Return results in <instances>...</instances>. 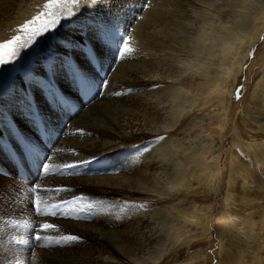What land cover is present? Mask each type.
<instances>
[{
    "label": "bare ground",
    "instance_id": "6f19581e",
    "mask_svg": "<svg viewBox=\"0 0 264 264\" xmlns=\"http://www.w3.org/2000/svg\"><path fill=\"white\" fill-rule=\"evenodd\" d=\"M26 1L2 0L0 23L5 21L11 8L15 15L21 13ZM133 3L134 0L118 2L113 12L116 23L124 22L127 27L128 22L131 26L135 23L133 17L140 12L141 4ZM147 5L141 19L132 26L128 51L114 53L121 64L144 66V76L112 82L114 92L104 99L116 105V109L102 125H92L90 117L85 121L78 115L82 105L68 111L60 129L54 131L57 149L51 157L61 158L63 166L77 161L91 164L90 159L100 154L93 153L90 147L99 146L113 153L119 150L120 142L142 143L151 139L153 142L154 138L165 137L142 160H134L136 156L127 152L123 155L125 161L114 172L109 165H98V170L90 168L82 177L85 184L100 177L107 182L100 185V194H123L129 201L145 204L148 210L136 214L131 211V205H115L110 201L95 222H72L60 228L68 233L66 236L80 239L68 240V246L63 244L69 248L51 250L71 258L73 264H177L182 250L191 241L209 233L210 209L190 202L199 201L197 190L207 189L212 183V187H220L217 195L223 196L220 185H226L229 191H225V202L236 206L239 195L233 197L231 192L233 189L239 192L236 175L245 181V193L240 196L244 207L234 232L231 234L229 225L222 232L219 244L222 262L264 264V208L250 211L258 207L251 192H257L260 198L259 192H264V142H259L264 138V68L260 79L263 94L258 104L263 112L254 107L245 110L246 127L260 134L251 135L250 140L241 143L238 139L241 131L231 129L230 158L222 142L215 148L213 139L206 137L203 130L197 131L202 125L196 122L184 129L187 134L194 133V137L191 134L180 137L186 117L197 118L196 111L209 105L217 109L212 125L216 124L221 134L229 130L231 106L228 110L225 94L229 88L236 87L240 67L264 30V0H149ZM120 37L117 33L115 50L120 46ZM176 83L180 86H175ZM216 101H220L221 108ZM210 120L201 118V122L210 123ZM65 125L69 128L65 129ZM232 130L239 132L233 134ZM60 139H63L61 146ZM6 143L10 142L6 140ZM70 151L73 153L64 154ZM50 162L55 167L54 160ZM69 174L73 176L81 171L71 169ZM71 180L74 179L59 182L74 186L76 182ZM248 181L257 184L258 191L256 186L247 185ZM189 232L192 235L187 239ZM201 258L203 250L200 249L183 259L182 264H194Z\"/></svg>",
    "mask_w": 264,
    "mask_h": 264
},
{
    "label": "rangeland",
    "instance_id": "374dc122",
    "mask_svg": "<svg viewBox=\"0 0 264 264\" xmlns=\"http://www.w3.org/2000/svg\"><path fill=\"white\" fill-rule=\"evenodd\" d=\"M122 1L124 0H95V3H93V0H56L60 7L46 8L45 5L49 4L51 0H27L24 2L21 13L15 15L14 10L11 8L5 16V21L0 23V44L13 39L15 36H20L22 42L29 41L24 47H16V58L9 59L5 55L4 58L9 62L0 64V220H12L19 225L13 227L12 224L0 222V264L72 263L71 258L58 255L52 251L69 248L63 246V244L66 246L70 244L68 240L62 239L68 233L64 229L60 230V228H65L72 222L81 224L95 222L97 216L101 215L100 212L104 210V206H107L110 201L115 205L127 206L129 204L131 205V211L133 210L136 214L143 209L148 210L145 204L136 200L129 201L123 194L118 196L116 194L110 196L100 194L98 192L100 185L107 184L100 177L92 180L90 184H85L82 181L85 179L82 177H84L86 170H90V168L98 170V165H109L113 168L112 172H114V168L125 161L123 155L127 152L136 156V158H133L134 160H142L149 150L160 143V141L157 143L156 138L153 139V142L152 139L142 143L135 141L120 142L119 150L113 153L105 152L99 146L90 147L89 149L93 153L100 154V156L90 159L91 164H83L78 167L81 174H73V176L69 174L71 169L64 168L61 158L58 156L51 157L52 152L57 149V144H54V131L60 129L68 111L70 112L74 107L82 105V110L78 115L84 117L85 121L87 117H90L92 125H102L106 118L114 115L116 109V105L109 104L104 99L114 92L112 82L132 80L136 75L144 76V66L130 63L121 64L119 63L120 60H116L114 53L116 51L117 33L121 34V37L126 39L127 42H130L129 46H131L130 33L132 26L137 20L141 19L140 15L148 6L149 0H134L133 5L138 6V4H141L140 7L143 9L138 8L140 12L133 17L135 23L132 22L131 26V23L128 22V27L124 22L116 23V18H114L115 6ZM106 2L109 5L106 6ZM1 3L2 0H0ZM53 14L56 23L52 26V30L42 32L38 37H31L30 30L42 29L43 22L51 21L54 18ZM36 17H39V19L35 23L28 24ZM25 24H28V31L23 30L22 26ZM96 28L107 29V36L103 43L95 35ZM81 29H84V31H81ZM67 37H84L85 45L93 43L94 48L96 47L97 56L92 57V61L89 63L80 49L76 51L69 50L68 56L75 59L81 77L86 83L83 86L79 80L74 81L70 74L60 71L56 77V83L58 89L65 94L66 102L64 104L53 101L51 97H47L35 86L28 89L27 101H34L32 108L38 109L49 130L45 134L43 126L38 131L31 122L28 114V103L25 100L28 86L24 83V80H28L32 69L38 68L40 63L50 55L58 54L62 58L64 49L59 46L63 44L64 38ZM105 45H108V47ZM3 54L4 51L0 50V55ZM263 68L264 30L249 51L247 60L240 67L236 87H233L234 89L229 88L225 94L228 110L231 106L229 118L232 124L228 128L229 130L225 134H221L217 125H212L213 115H215L217 109L209 105L196 111L197 118L190 115L186 117V123L181 127L180 137L183 138L184 134L190 137L192 132L187 134L184 129L196 122L198 125H202L201 128H197V131L203 130L206 137L213 139L216 143L215 148H219V143L222 142L227 152L226 156L230 158L232 153L230 154L228 149L231 146L229 145L231 143L229 134L231 129L241 131L240 133L238 130H232L233 134L236 131L239 132L238 139L241 143L243 140H250L251 135L260 134V132H252L246 127L245 110L248 107H254V109L263 112L262 107L258 105L264 92L260 91L262 89L260 79ZM256 83H258L257 86ZM175 86L180 85L176 83ZM241 88L242 91L238 93L237 90ZM254 89L256 91L252 96ZM99 99L100 101H98ZM216 102L218 105L220 104V101ZM221 107L219 105V108ZM204 117L212 119L211 122H201V118ZM68 128L69 126L65 125V129ZM193 134L191 135L194 137ZM6 140L10 143H6ZM62 140L60 139L59 146L62 145ZM259 142H264V138H260ZM71 152H64V154H72L73 152ZM46 155H49L50 158L46 161L48 171L45 173L40 170L37 163ZM51 159L54 160L55 167L50 164ZM133 159H129V161ZM256 167H260V165ZM109 172L110 170L106 171V173ZM68 178L74 179L71 180V182H76L74 186L59 182ZM234 179L237 180L236 187L239 188L238 193H235L234 189L231 190L233 197L239 195L237 198L239 203L236 206H231L225 202V191H229L226 185H220L222 191H224L223 196L217 195L220 187H212V183L207 189L197 190L196 195L199 201L190 202L196 204L197 207L210 209L209 233L205 232L203 238L191 241L182 250L181 260L177 264H182L183 259L200 249L203 250V258L194 264H220V262L223 264V256L220 253L219 246L222 232L228 225L232 229L231 234L234 232L235 223L239 221L237 217L241 215L240 210L244 207V202L241 201L240 196L245 193L243 192L246 187L245 181L236 175ZM228 182L232 181L228 180ZM34 185H39L47 191L34 193L31 191ZM247 185L256 186L257 190V184L248 181ZM63 188L67 190L56 191V189ZM251 193L250 196L258 207L250 211H256L261 206L264 208V192H259L261 198L256 196L257 192ZM57 194L58 197H56ZM37 199L40 200V206L47 214L37 215L35 213L33 202ZM65 201L67 203H64ZM57 205H60V207H57ZM43 223L52 224L54 228L41 232V241L37 242L32 238L34 234L31 228L25 225L36 226ZM200 232L202 233V231ZM191 235L189 232L187 239ZM114 239L119 240L118 237Z\"/></svg>",
    "mask_w": 264,
    "mask_h": 264
},
{
    "label": "snow or ice",
    "instance_id": "6c2138e0",
    "mask_svg": "<svg viewBox=\"0 0 264 264\" xmlns=\"http://www.w3.org/2000/svg\"><path fill=\"white\" fill-rule=\"evenodd\" d=\"M93 3H95V0H93ZM46 8H57L60 7V5L56 2V0H51V2L47 5H45ZM54 16V14H53ZM39 17H36L33 21H29L28 24L35 23L36 20H38ZM56 23L55 16L51 21H44L42 25V29H31V37H38L42 34V32L45 31H51L52 26ZM28 24L23 25V30L28 31ZM81 31H84V29H81ZM87 35V34H86ZM95 35L97 38L103 43L105 40V37L107 36V29L106 28H96ZM30 37V39H31ZM29 41H21L20 36H15L13 39L8 40L5 43L0 44V50L4 51L3 55H0V64H7L9 60H6L4 56H8L9 59H13L17 57L16 47H24L25 44H28ZM127 40L123 37L119 38V45L116 49L117 54L124 52L126 53L128 51L127 47ZM108 47V45H105ZM59 47H62L64 49V55L61 58L58 54H52L49 57L45 58L42 63H40V66L38 68H34L31 71L30 78L28 80H24V83L28 86L26 88V94H25V100L27 101V92L28 89L32 86H35L39 88L43 93L46 94L47 97H51V99L55 102L59 103H65L66 97L65 94L62 93L58 89V85L56 83V77L60 71H65L66 73L70 74L71 78L75 80H79L81 85H85V80L81 77V73L79 70V66L75 59L73 57L68 56L69 50L76 51L77 49L81 50V53L88 59L89 63L92 61V57L97 56V53L95 51L94 46L91 45H85L84 43V37L80 38H73V37H67L64 38L63 44ZM238 93L242 91L241 89L237 90ZM128 92H131V89L128 90ZM117 95H120L121 93H116ZM33 100L27 101L28 107H29V116L31 118V122L33 125L37 128L39 131L41 126H43V130L45 134L48 133V128L45 125L38 109H33L32 104ZM83 131V130H78ZM165 137H157V142L164 140ZM49 155H46L42 160H38V165L40 167V170L43 172L48 171V165L46 161L49 160ZM89 161H77V162H70L65 163L64 168L67 169H76L80 167L83 164H87ZM61 190H67V189H56L57 192ZM6 191V189H5ZM32 192H40V191H47V189H42L39 185L33 186L31 189ZM64 203H67L66 201ZM41 202L39 199L35 200L33 202V209L37 215H45L47 214L44 209L40 206ZM57 207H60V205H57ZM0 222L6 223V224H12L13 227H18L19 225L15 224L12 220L3 221L0 220ZM26 227H30L31 231L33 232V239L37 242L41 241V232L53 229L54 225L49 223H43L36 226L31 225H25ZM64 240H70L75 241L79 240L80 237L68 235L63 237Z\"/></svg>",
    "mask_w": 264,
    "mask_h": 264
}]
</instances>
